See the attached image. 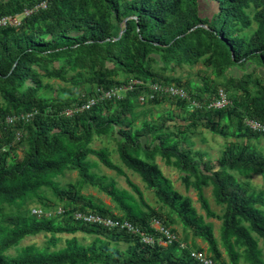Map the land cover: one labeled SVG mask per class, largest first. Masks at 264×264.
I'll return each mask as SVG.
<instances>
[{"label":"trees","instance_id":"1","mask_svg":"<svg viewBox=\"0 0 264 264\" xmlns=\"http://www.w3.org/2000/svg\"><path fill=\"white\" fill-rule=\"evenodd\" d=\"M42 1L0 0V18L21 15ZM203 1L50 0L47 9L23 18L20 27L0 30V150L6 149L0 155V264H201L191 257L192 251H205L196 243L179 239L167 247L146 245L127 231L77 222L72 217L77 211L129 221L151 236H156L154 220L176 233L181 224L184 232L208 245L207 254L218 264H264V192L239 181L264 176V154L251 145L264 134L246 125L247 120L264 125V78L255 77L258 69L264 70V0H210L217 6L211 17H203ZM199 63L215 77L204 78L203 86L166 74ZM251 65L255 70L241 78L230 75ZM51 81L68 85L56 88ZM132 81L142 84L121 101L65 114L99 90ZM151 84L182 86L201 106L167 96L141 103ZM220 87L231 104L209 109L206 104L216 99ZM165 103L184 112L179 120L167 114L171 128L162 117L138 125L140 107ZM28 113L34 114L28 122L7 123L8 117ZM200 127L226 141L236 139L227 143L217 167L193 151L192 137ZM113 135L119 137L122 164L140 175L160 207L149 204L107 148L93 147L96 138ZM19 146L21 160L15 157ZM157 157L183 174L205 216L175 189ZM98 164L124 177L131 190L98 174ZM68 172H77L79 179L64 187L56 179ZM89 187L107 195L119 213L85 195ZM209 187L224 207L220 215L205 195ZM36 202L46 210L63 207L66 214L36 218L29 210ZM206 219L222 222L220 240ZM78 233L93 236V242L82 244ZM40 234L52 235L54 246L58 235L74 237L58 251L30 245L16 257L5 255Z\"/></svg>","mask_w":264,"mask_h":264},{"label":"rangeland","instance_id":"2","mask_svg":"<svg viewBox=\"0 0 264 264\" xmlns=\"http://www.w3.org/2000/svg\"><path fill=\"white\" fill-rule=\"evenodd\" d=\"M216 8L217 6L215 5V3H213L210 0H204L202 2V8H201L203 17H211L217 11ZM254 70H255V67L251 65L247 67L246 69H244L243 71L235 69L230 72V75L235 76L237 78H241L245 73H251ZM210 71L211 70L207 69L203 63H199L196 66H184L183 68H177L173 70V72H167L166 74L170 77L177 79L179 82L186 84V85L189 82H194L198 84L199 86H203L204 80H205L204 78L209 77L212 80L215 79V77L212 75ZM255 77L264 78V70L258 69L257 73H255ZM222 81L224 80L221 79V82ZM51 83L54 84L56 88L68 85L60 81H51ZM220 89L225 90L224 87H220ZM137 112L139 115L141 114L138 120V125L145 118L148 120L160 122L161 120L160 118L162 117L164 118V121H168L169 118L167 114L169 112L172 113L173 116L177 120H179L184 114V112L180 108H178L176 105H171L169 103H165L160 106H152V105L142 106L137 110ZM173 124L174 123L168 121V126L170 128L172 127ZM172 130L174 131V128H172ZM118 139L119 137L115 135L96 138L93 143V147L96 149L107 148L111 153L112 161L115 164L123 167V169L127 172L128 176L137 185L140 186L149 204H151L153 207H157V208L160 207L159 202L157 201L156 197H154L155 196L154 193L147 189L140 175L129 170L122 164L119 158V155L117 153V146L119 143ZM231 141H236V139L226 141L222 137L215 136L208 130L200 127L192 137V142L194 143L193 151L195 153H200L204 157V160L206 162H211L214 167H217L218 159L222 156V152L224 151L227 143ZM251 145L254 146L259 152L264 154V138H261L259 141H252ZM23 155H24L23 146H19L16 150L15 157L21 160L23 158ZM92 160L96 161V158H92ZM156 163L160 166L164 174L173 182L175 189L178 190L180 193H182L184 196L190 197V199L193 200L194 206L197 208L198 212L201 215L205 216V212L201 208V205L197 199L198 195L195 192V190L193 188L189 190L186 189V186L184 185V182H183V174L174 167H168L165 161L161 157H157ZM98 166L99 167L96 170L98 174L107 175L110 179L116 182L117 187L119 189L131 190L128 187L124 177L118 176L115 172L110 171L109 169H107L101 164H98ZM78 179H79V176L77 172H68L65 176H61L57 178L56 181L65 187L69 183H75L76 181H78ZM239 181H242L244 183L248 182L249 185L252 187L253 191L264 192V176L254 175L250 179L239 177ZM84 193L85 195H93L94 197L102 201L104 204L111 207L114 213L116 214L119 213V211L116 210L115 204L104 193H101L100 191L92 187L85 189ZM47 195L49 196L50 199L54 200V197L50 193H48ZM205 195L207 199L210 201L212 209L219 215L222 214L224 207L219 206L214 200L213 187H209L205 189ZM59 206H62V205H59ZM35 207H42V206L39 202H36L29 206V210H32ZM11 212H12L11 210L6 211V213H11ZM206 220L207 222L213 224L216 237L220 240V229H221L222 222L219 221L218 219H206ZM175 228L181 240L186 239L185 242L188 245H193L194 243H196L197 245L201 244L202 246L201 245L200 246L205 250L204 252H207L208 245L205 242H203L200 239H195L191 232H184V229L181 224H177ZM51 237L52 235H49V234H40L37 236L27 237L19 244V246L10 249L5 255L10 256V257H16V255H18V253L23 248L30 246V245H35L38 248H40V250L42 251H58L65 247V241L68 238H72L74 236L58 235L57 236L58 242L55 246L50 243ZM75 237L84 245H90L94 240L93 236H89L83 233H78L75 235ZM261 247L264 251V246H263L262 241H261ZM120 248L125 249L126 245L122 244L120 245ZM222 250L225 253V250L224 249ZM224 256L226 260L229 261L227 255L224 254ZM240 264H244V263L242 262Z\"/></svg>","mask_w":264,"mask_h":264},{"label":"built area","instance_id":"3","mask_svg":"<svg viewBox=\"0 0 264 264\" xmlns=\"http://www.w3.org/2000/svg\"><path fill=\"white\" fill-rule=\"evenodd\" d=\"M50 0H44L37 4L32 8L25 9L21 15H8L0 18V30L3 28L8 27H20L22 24L23 18H27L32 16L35 12L40 10H45L48 7V3ZM141 82L132 81L128 84H124L113 88L111 90H99L98 93L87 100L81 106H76L74 108L66 110L65 114L69 117L84 111L91 110L95 107L99 102L103 101H121L123 100L129 92H132L137 85H141ZM159 96H167L172 99L182 100V101H190L192 102L194 107H200L201 105L196 102L192 101L188 91L179 85L176 84H151L149 85V92L145 93L140 97L141 103H146L150 100H154ZM231 104L228 94L225 90L220 89L218 91V95L216 99L206 104L209 109H224ZM33 113L22 114L21 116H12L7 118V123L9 125H13L18 121H30L33 118ZM246 125L248 128L255 133H263L264 134V125L247 120ZM21 133L18 134V140H20ZM6 151V149L0 150V155L2 152ZM31 214L36 218H56L62 217L66 214V210L63 207H57L54 209H43L42 207H35L31 210ZM73 219L77 222L83 223L84 225H93L107 229H120L127 231L133 236H136L140 239L143 244L146 245H154L156 243L162 246H169L174 242H178L180 237L176 232L172 229L167 228L164 226L160 221L154 220L151 223V228L156 231V236H151L147 233L142 232L139 228L134 226L132 223L126 220H115L110 217L101 216L94 213H85V212H74L72 215ZM184 247V246H183ZM191 257L194 260L201 264H218L211 259L210 255L207 252H199V251H192Z\"/></svg>","mask_w":264,"mask_h":264},{"label":"crops","instance_id":"4","mask_svg":"<svg viewBox=\"0 0 264 264\" xmlns=\"http://www.w3.org/2000/svg\"><path fill=\"white\" fill-rule=\"evenodd\" d=\"M201 245V244H200ZM202 246V245H201Z\"/></svg>","mask_w":264,"mask_h":264},{"label":"water","instance_id":"5","mask_svg":"<svg viewBox=\"0 0 264 264\" xmlns=\"http://www.w3.org/2000/svg\"><path fill=\"white\" fill-rule=\"evenodd\" d=\"M121 35H122V33H121Z\"/></svg>","mask_w":264,"mask_h":264}]
</instances>
